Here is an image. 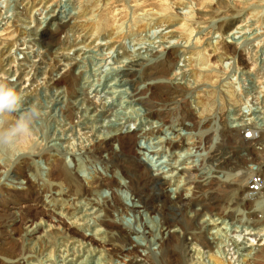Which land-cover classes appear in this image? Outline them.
I'll list each match as a JSON object with an SVG mask.
<instances>
[{
  "label": "rangeland",
  "instance_id": "374dc122",
  "mask_svg": "<svg viewBox=\"0 0 264 264\" xmlns=\"http://www.w3.org/2000/svg\"><path fill=\"white\" fill-rule=\"evenodd\" d=\"M22 1L23 0H0V20L3 21L2 23H0V26H2V28H5V30L0 31V51L4 52L1 59L2 58L4 59L5 57H7V59H12V58L15 59V63L14 65H12L13 68H11V70L9 69V72H11V74L7 73L4 75V77L5 78L7 77L8 79L7 80L0 79V80L2 81L5 80L6 83H11L15 81L17 79V76L22 74L23 72L28 73L25 76V78L28 79V82L26 83L25 87H27L30 82H32L33 85L31 84L29 86V89H27L28 88L27 87L25 89H22L23 91L19 92L20 94H22L21 96L23 103V104L21 103L22 105L21 111H23V108L25 107L26 104V102L24 103V101L27 99L28 103L26 106L27 107L31 106L30 109L35 106V108L39 110L41 117L39 116V119L33 123L32 126L33 131L29 137L28 145L23 147L20 142L19 145L12 151H6L0 149V181L1 182L3 181V183H7V184H12V183L17 184V182L20 181V178H21V182L24 180V176H20V175L18 176L15 173V167H17V165L20 164V162L24 159V157H26L29 160L30 162L29 165H31L30 167L32 168V169L30 168V171L28 170L27 173L32 172L36 175L37 181L39 182L44 181V178L46 179L49 177L48 169H50L49 168L50 166L48 164L49 162L47 161L45 154L46 155L59 154L63 158V163L65 164V166L69 167L68 169L73 172V175L74 173H76L74 171L75 167L78 169L79 171L78 173H80L79 178L82 177L81 174H84L83 175L84 177H82L81 179L87 178V176L90 177V175L94 174V172L97 169H98L97 171L103 170L105 172L104 165L98 160V158L96 157L97 158L96 159L94 158L95 156L92 157L90 154H87L88 148H91L92 145L95 144V142L101 139H106L107 137L112 135V133L113 134L116 133L118 131V128H120V126H124V129L130 127L131 131H136L139 128H144L148 124L147 123L148 118L144 117L146 116L145 111H147L148 106L144 103L142 104L137 101H132V98L129 97V95H127L130 92H133V87H132L133 84H131V82L128 81V77L123 75L122 74L123 72H121L127 60L124 57H128V55H130V57L136 56V58H138L139 56L140 58V56L142 55V58L145 61H149L151 59L153 60L154 57L156 58L159 55L160 51H161L160 54H162L161 47L163 46V44L164 46L172 45V44L181 45L180 46L181 52L179 53L180 58H178L179 61L177 60V66H176L177 69L179 68V70H177L179 72L175 70L173 72L164 73L166 74L165 77L169 78V81L171 80L170 81L171 84L170 83L166 84L165 85L166 87L164 86V88H167L168 89L167 91L169 93L170 92L177 94L180 93L181 95L180 97L185 101H187L188 104L187 113L181 112L183 116H187V117L190 116V111H189L190 108L192 106H197L200 118L203 123L201 129H202V138L204 142L207 140V137H210L211 139V141H209V144H212L213 139L214 140L216 139L215 144L216 142H220L222 139H224V135L222 133L224 128L225 127L232 128L234 125L236 126L237 123L238 124L240 123V119H238V117H240L241 114L245 116L244 112H245L246 93L245 91L240 90L238 83L239 81L242 82V80L240 79L242 75L239 72L240 70L235 72L236 68L234 70L235 66L232 64L233 59L232 60L224 59V61L222 62V58L225 57L226 53H228L227 51L233 50L232 47H226V43L229 44V40L230 41L238 40V42H241V40H244V38L250 40L249 43L248 42L243 44L239 43L240 47H242L243 49L245 48L244 50L245 52L247 53L249 52L250 56L253 55L252 53L259 51L261 52V54H264V0H247V1L231 0L234 3V5L230 7L231 9L230 11L232 13L228 12L227 14L240 16L241 19L243 18L245 19V16L248 18L249 16V19H247L246 21L243 20L246 23L245 29L243 31H247L246 32L247 34L245 33L244 36L241 37L242 39L238 38L241 33H235L234 35L237 36L235 39L233 38L234 35L232 37L230 36L226 37V39H223V37H221V34L227 30L226 24L227 22L230 21L229 19L231 17H229V19L227 18L224 19L223 16H225L226 14L220 12L214 14L213 18H209V19L206 18V20H204L203 22L199 24H195L194 30L190 35L181 34L179 35V37H176L175 39L174 38L164 39L165 33L163 29L165 28V26L159 25L158 18L160 15L158 14L163 11V8L167 2H174L171 8L169 9L170 12L185 13L187 11L188 12L193 11L192 9L196 10L197 9L196 7L203 8V6L205 5L209 6V4L213 6V4L217 0H191V1L184 0L182 5L179 4L177 0H55L54 4H56L57 11L59 12V17L60 14L61 17L62 15L63 17H66V15L68 17L72 13H73L72 15H77L78 13H81L84 8L88 9V14L86 15L87 18L85 17V20L86 21L88 20L87 22L90 24V26L96 25V27H98V24L103 25L102 30L96 28V30L94 31V35L92 36L93 38L97 34L103 32H106V34H108V32H111L113 33V36H118L120 33V35L118 36L120 42L117 43V45H115L114 47L111 46L94 47L93 46L94 44H91L86 47L85 44H83L82 41H80L82 38V34L76 33L74 31L61 32L60 34H57L55 36L56 39L54 38L53 42L45 41L44 38L40 36L39 34L40 32L38 28L39 26H41V23H43L46 17L48 16V9L50 7L45 8L43 6H39V7L36 6L37 8L34 7L35 8L34 9L33 6L29 5L28 8H25L24 4H21ZM249 6L250 8H248ZM243 21L241 23L244 24ZM251 25L252 26L254 25L256 30L254 29V26L251 27ZM258 27L259 30H257ZM157 30L159 33L157 32ZM247 36H249L250 39H248ZM198 37L200 42H198L197 40ZM100 41L103 42V39L101 38ZM80 45L82 46V48L84 46L85 49L81 48L82 49V50L80 49L81 51L80 50L77 51V48H79ZM194 46L195 47L200 46V47L194 50ZM90 49H92V51H90ZM93 49L96 52L93 51ZM123 52H125L126 54H122ZM245 52L243 53V56H246ZM62 54L67 55L69 58H63ZM85 54L89 55V58ZM13 55L15 57H13ZM83 56H87L86 57L87 60H83L82 59ZM92 56H94V58H92ZM151 56L154 57L152 58ZM159 57L162 58V55H159ZM239 57L237 61L241 60ZM117 58L119 59L122 58L121 62ZM7 59L5 60V63L6 61H8ZM68 60L72 62H77V64L76 65L73 64L72 66L69 65L67 66ZM5 63H4L5 68H10V65ZM54 65L57 66L55 68H52ZM21 66L24 68H22ZM223 66H225V68ZM12 69L14 70L16 69L18 71L17 73L18 75L17 74L14 75V70ZM256 70L257 69L253 70V72H255ZM243 71L245 70L243 69ZM260 72L262 74V77H264V68ZM36 76L38 77V79H36L37 78ZM62 78H65L66 80L69 81H64ZM55 79L59 80V84L56 85L52 84V82L55 81ZM138 84L141 85L143 84V82L138 81ZM180 84L186 86L183 87L175 86ZM114 89L116 91H114ZM151 92L152 91H149V93ZM50 93L51 94L53 93L51 95V98H50ZM52 96L55 98L56 97L57 98L60 97V98L57 99L58 101L51 102ZM79 98H81L80 99L81 101L79 100ZM163 98H165V96L156 95L155 98L151 99V104L154 106L153 110H155V112H158L160 111L161 108H164L163 106L164 103L162 102ZM79 102H81V105H79L80 104ZM164 114L165 112L162 115L164 116ZM17 115H19V113H17ZM49 115L50 117L48 118L47 116ZM50 118L53 119L51 120ZM3 119L7 120L5 116L3 117ZM138 144L139 147L140 144L143 147H146L148 146V140H144V138L141 137L138 140L137 145ZM114 146L116 148H119V143L117 141L114 142ZM129 152L131 151L128 150L126 153L128 154ZM131 154L132 152L129 154V156ZM80 163L84 165H81ZM219 175L221 174L219 173ZM121 192L125 195L127 191L126 192L121 191ZM231 192H232L231 188L226 187V189H222L220 200L224 201L223 203L218 204V202L215 201L216 199L210 202V200H206V195L203 194L202 197H200V199H196L195 201H193V203L187 205H190L191 207V205L194 204L193 209L195 207H200V208L202 207L201 209L202 211L204 210V212L209 210L215 211V209L217 210L218 208L221 211H228L229 207L231 206L235 207L236 205L235 203H233V205L231 206L229 205L232 203L230 201ZM107 193L109 194V191H107ZM214 197L216 198L215 193H214ZM42 198L44 199L45 197L42 196ZM48 200L49 199H47V201ZM128 202H131V199L129 197H128ZM257 202L258 204L261 203V205H257ZM76 203L78 205L83 204L79 200H77L75 204ZM169 205L171 206L172 204L169 203ZM262 206L264 208V194H263V198L256 199L254 201L245 200V210L242 207L239 208L242 211H245L243 216L248 217V215L250 214L246 212H249L252 215L254 214V212H259ZM146 211L144 209L142 213L133 212L130 214V216H128V218L131 221L134 219L133 223H130V225H132L135 230V232H132L130 234V239L135 245H137L136 246L137 252L142 256L143 254L151 255L150 253L153 251L155 255L152 252V256L159 257L163 249V245L161 243L153 240L156 238L154 237L153 234L147 235V233L145 234L143 233V230H146L144 228L145 227L144 224H147V226L151 228L155 224L158 225V223L159 225L161 224L163 228H165L166 226H169L171 229L179 228L180 231L174 232L173 235L169 236L168 238L171 241V244L173 243L181 244L182 241L184 242L183 237L185 238L188 237L190 238L191 236L193 237V233L198 232L200 230V227L195 226L196 224L201 226L202 224H205L211 220L206 215L207 212L205 214L203 213L202 215H198L197 217H193V218L170 219V218H165V215L163 213L161 214L158 212L149 213V211L147 213ZM82 212H83L82 209L80 211L71 212L72 217L66 218V222L68 221V224L71 225L73 221L74 222L77 221L78 223L77 227L78 228L80 227L79 230H81V232L86 233L88 231L87 232L88 234L93 233L95 237L98 236L97 238L107 235L105 234L106 232L103 233L106 228H109L107 230L116 231V228L114 227V225L111 224L112 222L110 221H113L114 223L117 217H115V215L113 214V212H111V210L109 212L110 220L107 221L108 226L98 223L97 221L98 218L95 215L96 213L85 216L84 213ZM128 213H125L123 215L121 214L120 219L122 220L123 217ZM15 215H18V212ZM92 215L96 217H93ZM240 216L242 215H239L238 217ZM83 217L85 219L87 217L88 218L87 220H83L84 219ZM49 218L50 217L48 215H45V213L43 214L39 213L37 215L35 220L38 219L37 221H41L42 224H44L40 229L41 233L44 232L46 233V229H48V226L45 225L48 224L49 220L47 221V219ZM55 218L57 217L55 216ZM245 219L247 218L245 217ZM116 220H118V218ZM209 223L210 222H208L207 224ZM29 225L30 223L28 222H26V224L25 222L22 224L23 233L24 231H26V229L30 230L31 228H33L32 226H34L35 224H33L30 227ZM71 226H75V225L72 224ZM260 226L264 227V225H260ZM102 228H104V230ZM153 228L155 229V227ZM213 230H215L213 225H207L205 229L207 235ZM217 230L219 229L217 228L216 231ZM239 230H241V228H239ZM181 232H184L183 236ZM232 233L233 232L229 231L228 234H232ZM38 234L40 233H36L35 235ZM61 235H63V237H59V236L57 237L58 240L56 242V245H54L53 247V250L50 255L51 257L48 255H45V257L43 256V258L38 257L37 260L35 259L36 261L34 260L35 262L33 261V264L35 263L36 264H120V263L123 264L124 258L125 259L129 258V256L114 255L113 257L114 261L109 262L107 261L108 259L106 257L105 259L103 258L105 251L104 252L99 251V249H101L102 246L100 247L97 246V248H95L94 251L93 249H91L94 248L93 247L94 245L93 246L81 245L80 247V244H78L77 241L72 242L73 239H71V237L70 238L68 237L72 235L71 230H65L63 233H61ZM197 236H198L197 239L199 241L204 240V239L202 240V238L199 237V234H197ZM107 237L108 235L104 236L103 238L107 239ZM227 238H228L227 241L229 243H232V241L229 240L232 239V236L229 235ZM135 240H137V242ZM25 241L29 242L26 239ZM185 243H186V239H185ZM199 245H200L199 246L200 250L198 249L194 252L193 249L192 254L197 259L200 258L199 256H203V259L200 260L201 262L202 260H204L206 264H214L213 259H215V255L217 254H218L217 256H220V255H225L228 252V257H230V255L232 254L231 256H236L234 257V259H236L240 252L236 250V248H233L232 250L231 246L223 247L224 243L219 248H215V249L213 248L208 252H204L206 251V249L205 250L203 249V246H201L202 243H199ZM81 249L84 250L82 251ZM6 251H7L6 249L0 248V256H2V258L4 257L6 258V259L4 258L5 261L3 259L4 264H8L7 259L10 258L9 257L10 255L5 254ZM23 252H25V250ZM13 253L14 254L19 253L20 255L21 250H16V252ZM27 253L28 251L26 252V254ZM211 253L215 254L214 258L213 256L208 257L209 254ZM178 254L180 255V262L182 261L183 264H191L190 263L191 261L187 258L186 253L178 252ZM205 256L208 258H206ZM72 258L74 263L70 261V259ZM64 259H66V261H64ZM184 259L186 260L184 261ZM159 261H160L159 264H165V262L162 261L160 257H159ZM237 262L238 261H236L235 264L239 263ZM256 262L258 264H264V259L258 258ZM149 264H157V263L150 262Z\"/></svg>",
  "mask_w": 264,
  "mask_h": 264
},
{
  "label": "bare ground",
  "instance_id": "6f19581e",
  "mask_svg": "<svg viewBox=\"0 0 264 264\" xmlns=\"http://www.w3.org/2000/svg\"><path fill=\"white\" fill-rule=\"evenodd\" d=\"M177 1L181 5L184 2V0H177ZM189 1H191V0H189ZM242 1H247V0H242ZM54 2H55V0H23L21 3V4H24L25 8H28L29 5L33 6V8L36 6H38V7L43 6L45 8L50 7L48 9V16L46 17L45 21L43 23H41V26H39V28H38L39 32H40L39 33L40 36H42L45 41L53 42L54 38L57 34H60L61 32L74 31L76 33L82 34V38L80 41H82V43L85 44L86 47L91 45V44H94L93 45L94 47H98V46L114 47L115 45H117V43L120 42L118 39V36L120 35V33L118 36H113V33H111V32H108V34H106V32H103V33L97 34L94 38L92 37L94 35V31L96 30V28H99L102 30L103 25L98 24V27H96V25L90 26V24L87 22L88 20L87 21L85 20V17L88 14L87 8H84L83 11L81 13H78L77 15H72L73 14L72 13L71 14L72 16L70 15L67 17V15H66V17H63V15H62V17H61V14H60V17H59V12L57 11L56 4H54ZM56 3H57V1H56ZM173 3L174 2H167L163 8V11L158 14V15H160L158 18L159 19V25L165 26V28L163 29V31L165 33L164 39H166V38H174L175 39L176 37H179V35H181V34L190 35V34H192V32L194 30L195 24H199V23L203 22L204 20H206V18H208V19L213 18L214 14H216L218 12L226 14L225 16H223L224 19L225 18L229 19V17H231L229 19L230 21L227 22V24H226L227 30L226 31L224 30L225 32L221 34V37H223V39H226V37H229V36L232 37L235 33H241L240 36L238 37V38H241L247 32V31H243L245 29V26H246V23L243 20L246 21L247 19H249V16H248V18L245 16V19L244 18L241 19L240 16H234L232 14H227L228 12H231L230 7L234 5V3L231 0H217L213 4V6H211L209 4V6L205 5V6H203V8L196 7L197 11L192 9L193 11H191V12L187 11L185 13H182V12L172 13V12H170L169 9L171 8ZM245 6H247V5H245ZM177 7H179V6H177ZM248 8H250V6ZM248 8H247V10H248ZM29 9H31V8H29ZM179 9H182V8H179ZM176 11H178V10H176ZM251 15H252V12H251ZM2 17H4V16H2ZM214 18H216V17H214ZM219 18H221V17H219ZM242 21L244 22V24L241 23ZM2 22L3 21L0 20V23H2ZM253 26L251 25V27H253ZM254 29H255V26H254ZM1 30H5V28H2V26H0V31ZM165 30H167V31H165ZM257 30H259V27L257 28ZM260 31H261V29H260ZM157 32H158V30H157ZM249 36H247L248 39H250ZM236 37L237 36H235V35L233 36L234 39ZM101 38L103 39V42L100 41ZM24 39H25V37H24ZM30 40H32V39H30ZM76 40H78V39H76ZM197 40H198V42H200L199 37L197 38ZM249 41L250 40H247L245 38H244V40H241V42H238V40L237 41H235V40L230 41L229 40V44L226 43V47H232L233 50L230 49L232 51H227L228 53H226L225 57L222 58V62L224 61V59H230V60L233 59L232 64L235 67L233 65L232 66L234 67V70L236 68L235 72L240 70L239 72L241 73L242 76L241 77L239 76V77L242 80V82H245V78H243V75H247L248 77H250L251 75H255L256 79H254V80L252 79L253 84H255L256 86L260 85V86L264 87L262 85V82H260L262 75L260 72H258V69L262 70L263 67L260 68V67L256 66V65H258L257 62H258L259 57L255 58V57H253L254 55L250 56L249 52L248 53L245 52L244 51L245 48L243 49L239 45V43H242V44L247 43V42L249 43ZM259 41H261V40H259ZM148 42H149V40H148ZM14 43H16V42H14ZM76 44H78V43H76ZM169 44H170V42H169ZM80 46H79V48H77V51H79L82 48V46L81 47ZM180 46H181L180 44L179 45L172 44V45H167V46L166 45L164 46V44H163L162 47L160 46L162 48V54H160L161 51L159 53V55H162V58H160L161 56L159 57V55L156 58L154 56H151L152 58L153 57L154 58H153V60L151 59L149 61H145L142 58V55L140 56V58L138 55H137L138 58H136V56H134L135 58L130 57V55H128V57H124L127 60H126V64L124 63L125 65H124V68H122L121 72H123L122 74L127 76L128 81L131 82V84H133V86H132L133 92H130L127 95H129V97L132 98V101H137V102L142 103V104L144 103L148 106L147 111H145L146 116H144L146 118H149L150 114L153 111L155 112V110H153L154 106L151 104V99L155 98L156 95L165 96V98H163V101H162L164 103L163 104L164 108H161L160 111L155 112V113H159V115L163 116L162 114L164 112H168L169 110L171 111L175 107H179L180 113L181 112L187 113V105H188L187 101H185L184 99H182L180 97L181 96L180 93L179 94L171 93V92L169 93L167 91L168 89L164 88V86L166 84H169L171 81V80L169 81V78L165 77L166 74H164V73H169V72H173L175 70L176 71L179 70V68L177 69L176 66H177V60L179 61L178 58H180L179 57V55H180L179 53L181 52ZM202 46H204V45H202ZM186 47H188V46H186ZM199 47L200 46H196V47L194 46V50H196ZM83 48H84V46H83ZM90 51H92V49H90ZM93 51H95V50L93 49ZM153 52H154V50H153ZM244 52L246 53V56H243ZM3 54H4V52L0 51V79H6L7 80L8 78L7 77L5 78L4 75L7 73L11 74V72H9V69L11 70V68H13L12 65H14L15 59H13V58L7 59V57H5L4 59L3 58L1 59ZM122 54H126V53L123 52ZM144 54H145V52H144ZM85 55H87V54H85ZM239 55H240V57H239ZM7 56H9V55H7ZM87 56L89 58V55H87ZM87 56H83L82 59L87 60L86 59ZM13 57H15V56L13 55ZM62 57L63 58H69L67 55H64V54H62ZM238 57L241 60L237 61ZM92 58H94V56H92ZM6 59L8 61H6V63H5ZM117 59H119V58H117ZM121 59H119L120 62H121ZM239 61H240V63H239ZM263 61L264 60L261 59L260 62L262 63ZM4 63L10 65V68H5ZM73 64L76 65L77 62H72V61L68 60L67 66L68 65L72 66ZM82 64H83V62H82ZM23 66H24V64H23ZM56 66L57 65H54L52 68H55ZM223 67L225 68V66H223ZM22 68H24V67H22ZM240 68H243L245 71H243V69H240ZM254 68L257 69V71L253 72V70H255ZM12 70H14V69H12ZM93 70H94V68H93ZM177 72H179V71H177ZM228 72H230V71H228ZM17 73H18V71L15 69L14 75H16ZM27 74L28 73H25V72H23L20 75L17 74L18 75L17 79L13 82L10 81L11 83H8V84L11 85L12 87L16 88L18 90V92L23 91L22 89H25L27 87H28L27 89H29V86L32 84V82H30L29 85L27 87H25L26 83L28 82V79L25 78V76ZM36 79H38V77ZM62 79L64 81H69V80H66L65 78H62ZM3 81L5 82V80H3ZM138 81H140V82L142 81L143 84L139 85ZM239 82H241V81H239ZM52 84H55V85L59 84V80L55 79V81H53ZM112 84H114V83H112ZM173 84H176V83H173ZM175 86L183 87L186 85L180 84V85H175ZM240 86H241V90H245V89H243L242 84H240ZM65 89H66V87H65ZM114 91H116V90L114 89ZM117 91H120V90H117ZM149 91H152V92L149 93ZM260 91L262 92L263 90H260ZM58 92H60V91H58ZM58 92H57V94H58ZM61 92H62V89H61ZM52 94L50 93V98H51ZM248 96H250V93ZM57 97H58V95H57ZM57 97L55 98L52 96L51 102L58 101L57 99H59L60 97L59 98H57ZM62 97H63V95H62ZM259 97H260V95L257 98H256V96H254V97H252L253 98L252 100H254L256 102V104H260V103L264 102V98H263L264 94L262 95L263 99H261V101H259ZM80 99L81 98H79V100ZM79 100H77V101H79ZM25 102H26V104H25L26 108L24 107L23 111H26V110L30 109V107H31L30 105H28L30 107L26 106L28 103L27 99L24 101V103ZM79 103H80L79 105H81V102H79ZM34 104H36V103H34ZM56 108H58V107H56ZM53 110H54V107H53ZM189 111H190V116H193V113L191 112V110H189ZM190 116H188V117H190ZM5 117L7 118V121L11 122V121H14L16 119L17 114L5 115ZM47 117L49 118L50 115ZM52 117H55V116H52ZM185 117H187V116H185ZM244 117L245 116L243 114H241L240 117H238V119H240L239 124L237 123L236 126L232 125L233 126L232 128L231 127H225L224 130L222 131V133L224 135V139H222L220 142L217 143V147L215 148L216 152L214 154L213 162L216 164V167L220 168V169H218L217 174L219 175V173H220L222 175H225V179L223 180L225 183H216L213 186L215 194H216V198L214 197V193H207V195L205 194L208 198L207 200H210V202H212V200L214 201V199H216L215 201L218 202V204H219V203L224 202V201L220 200V195H221L222 189H226V187L231 188L232 192L230 193V197H231L230 201L232 203L229 205L231 206V205H233V203H235L236 204L235 207H232V206L229 207L228 211H221L219 208L217 210L215 209V213L212 215L217 216L218 218L216 220L213 219V220L208 221V222H210L209 224H207L208 222L205 224H202L201 226L196 224L195 226L200 227V230L198 232L193 233V237L192 236L190 238L189 237L188 238L183 237L184 242L182 241L181 244H177V243L171 244V241L168 238L169 236L173 235L174 232L180 231L179 228L178 229L177 228L171 229L169 226H166L165 228H163V226L161 224L159 225V223H158V225H156V224L153 226L151 225L152 226V228H151V227L147 226V224H144V226H145L144 228L146 230H143V233L144 234L147 233V235L153 234L154 237H156V238L155 239L152 238V239L163 245V249L161 251L162 253L160 254L159 257L162 259V261L165 262V264H183L182 261L180 262V255L178 254V252L179 253H181V252L186 253L187 258L191 261L190 262L191 264H206L204 260H202V262H201L200 258L197 259L192 254L193 249H194V252L196 250H198L200 248L199 243H202L201 246H203L204 250L206 249V251L203 250L204 252H208L215 247L219 248L220 246H222V243L227 242V240H226V238H224V236L228 237L229 235L232 236V239H229L232 241V243L227 242L226 244L223 245V247L224 246H231L232 250H233V248H236V250L240 251L238 257L236 259H234V257H236V256H231L232 254L230 255V257H228V252L225 255L217 256L218 254L215 255V254H213L214 253L213 252V253L209 254V256L208 255L207 256L208 257L213 256V258H214V255H215V259L211 258L214 260V264H235L236 261L239 262V263L237 262L238 264H258L256 262V260L258 258L264 259V227L260 226V225H264V208L262 206L261 209L259 208L260 209L259 212H254V214H252V215H251V213L246 212V213L250 214V215L247 214L248 217L245 216L247 219H245V217L243 216L245 211H242L239 208V207H242L245 210V200H246L245 199V184H246V180H247L246 178L248 175V172L245 169V137H242V134H241L242 131L245 130V119H244ZM201 123H202V120H201ZM231 124H233V123H231ZM202 125H203V123H202ZM34 133H36V132H34ZM43 134H45V133H43ZM55 135H57V134H55ZM147 135H148V130H147L146 126L144 128H139L136 131H131L130 127L124 129V126H120V128H118V131L116 133H114V134L112 133V135H110L106 139H101V140L95 142V144L92 145L91 148H88L87 154H90L92 157L95 156L94 158L97 157L98 160L104 165L105 169L104 168L103 169L105 170V172L103 170L97 171L98 170L97 169L94 172V174L90 175V177L86 175L87 178H84V179H81L82 177H84L83 176L84 174H81L82 177L79 178L80 173H78L79 171L76 167L74 170L76 173H74V175H73V172L68 169L69 167L65 166V164L63 163V158L59 154H47V155L45 154V157H46L47 161L49 162L48 164L50 166V167L48 166L50 168V169H48L49 170V172H48L49 177L46 179L44 178V181L39 182L36 180V175L34 173H32V172L27 173L28 170L30 171L31 165H29V163H30L29 160L26 157H24V159L20 162V164L17 165V167H15L16 175L24 176V180L21 182V178H20V181L17 182V184H14V183L7 184V183H3V181L2 182L0 181V248L6 249L7 251L5 254L10 255L9 256L10 258L7 259L8 264H33V261L35 259L37 260L38 257L43 258V256L45 257V255L50 256L51 252L53 250V247H54V245H56V242L58 240L57 237L58 236L63 237V235H65V234L61 235V233H63L65 230H71L72 235L68 236V237L69 238L71 237V239H73L72 242L77 241L78 244H80V247H81V245H92V246L94 245L93 246L94 248H91L94 251L95 248H97V246L98 247L102 246L101 249H99V251H101V252L105 251L103 258L105 259V257H106L108 259V260L107 259L106 260L109 262L114 261L113 260L114 255L115 256L124 255V256H129V258L128 257H127L128 259L124 258L123 264H149L150 262H155V263L159 264V262H160L159 257H157V256L153 257L152 256L153 251L150 253L151 255L143 254V256L137 252V248H136L137 245H135L130 239V234L132 232H135L134 227L130 224L129 225L124 224L121 219L119 220L120 221L119 223L117 221H115L114 223H113V221H110V222H112L111 224L114 225V227L116 228V231L107 230L109 228H106L104 230V228H102L104 230L103 233L106 232L105 234L108 235L107 239L103 238L104 236H107V235H104L102 237L97 238L98 236L95 237V235L93 233L88 234V233L81 232V230H79L80 227L79 228L77 227L78 226L77 221L76 222L73 221L71 223V225L74 224L75 226L69 225L68 221L66 222V218L72 217L71 212L80 211L79 208H82V211H84V209H87V208H84L83 205L77 206L75 204V202L77 200H79L81 202L84 201L83 202L84 205L86 207H89V209H92V211L96 210V211L103 212V214H102L103 217H100V219H99L100 221H98V220L97 221H98V223H101L102 225H105V226H108L107 221L110 220V215H109L110 210H111V212H113L114 215H115V213L118 215H121V214L123 215V214L128 213V212L142 213L145 209V211L148 210L149 213H153V212H155V213L158 212L160 214L163 213L165 215V218H170L166 213V212L172 211L168 208V207H170V205L168 202H165V199H163L159 193V192H162V188H161L162 187V180L159 177L160 174H156V173L152 172L148 168V166L143 162L141 155L140 154H139V156L137 155V152L139 153V150H141L140 148H137L138 140L141 137L146 138ZM47 136H49V135H47ZM55 138H57V137H55ZM63 138H61V139H63ZM116 141L119 143V148H116L114 146V142H116ZM28 143H29V138L21 141V145L23 147L28 145ZM128 150L132 152V154L130 156H129V154L131 152H129L128 154L126 153ZM136 150H137V152H136ZM86 158H87V156H86ZM88 158H89V155H88ZM88 158H87V160H88ZM81 165H84V164H81ZM81 170H83V169H81ZM125 189H127V191L130 193L131 197H133V199H134L131 206H125L123 204V198L118 194V190L122 191ZM101 191H104L103 192L104 194H100ZM107 191H109V194L107 193ZM263 194H264V192H262L261 196H263ZM42 196L45 197L44 198L45 200L42 198ZM47 199H49V200L47 201ZM262 202H263V200H262ZM257 205H261V203L258 204V202H257ZM258 207H260V206H258ZM15 211L18 212V215H15L17 213ZM148 211H146V212L148 213ZM39 213L40 214L45 213V215H48L50 217L49 219H47V221L49 220L48 224L45 225V226H48V229H46V233L40 232V229H41L42 225H44V224H42L41 221H37L38 219L35 220ZM86 214L91 215L92 212H87ZM97 214L98 213H96L95 215H97ZM204 214H205V212H204ZM239 215H242V216L238 217ZM55 216L57 218H55ZM75 217H77V216H75ZM87 218L86 219L84 218L83 220H87ZM170 219H172V218H170ZM81 220H82V218H81ZM52 221H53V223H52ZM24 222H25V224H26V222L30 223L29 227L32 226L33 224H35V225L32 226L33 228H31L30 230L26 229V231H24V233H23L22 224ZM207 225H215L214 229L218 228L219 230H217L215 234L212 231L207 235V232L205 231ZM153 227H155V229ZM239 228H241V230H239ZM201 229H204V230H201ZM154 230H155V233H154ZM218 231H220V233ZM229 231H231L233 233L228 234ZM36 233H40V234L35 235ZM181 233L183 236L184 232H181ZM205 233H206V235H205ZM197 234H199V237H201L202 240L203 239L204 240L199 241L197 239V237H198ZM65 238H66V236H65ZM25 239L28 240L29 242L25 241ZM185 239H186V243H185ZM135 241L137 242V240H135ZM25 242H27V243H25ZM72 245H70V246H72ZM148 245H150V244H148ZM149 249H151V248H149ZM16 250H21V254L20 255H19V253L14 254L13 252H16ZM24 250H25V252H23ZM81 250H79V251H81ZM27 251H28V253L26 254ZM69 253H71V252H69ZM153 254H154V252H153ZM58 255H59V253H58ZM72 255H73V252H72ZM199 257H201V256H199ZM208 257H206V258H208ZM4 258H2V256H0V264H4L3 263ZM5 259H4V261H5ZM185 260L186 259H184V261ZM64 261H66V259H64ZM70 261L73 262V258L70 259Z\"/></svg>",
  "mask_w": 264,
  "mask_h": 264
},
{
  "label": "built area",
  "instance_id": "2783aa9c",
  "mask_svg": "<svg viewBox=\"0 0 264 264\" xmlns=\"http://www.w3.org/2000/svg\"><path fill=\"white\" fill-rule=\"evenodd\" d=\"M252 54L255 58L259 57L258 65L256 66L264 68V61L260 62L261 59L264 60V54H261L260 51ZM260 71L262 70L258 69V72ZM243 78H245V82H239V87L241 90L240 84H242L245 90L241 91L246 93L245 130L241 133L242 137H245V169L248 172L245 184V198L248 201H254L263 198L261 195L264 191V102L256 104L252 97L256 96L257 98L260 95L259 101H261L264 87L253 84L252 81L256 79L255 75L250 77L245 75ZM260 82L264 86V77L261 78ZM260 90L263 91L261 92ZM249 93L250 96H248ZM190 110L193 113V116L190 117L182 116L179 107L165 112L164 116L153 111L147 120L148 135L144 138V140H148V146L143 147L140 144L139 147L138 144L137 148L141 150H139V153L136 150L137 155H141L143 162L148 168L152 172L160 174L162 192L159 193L165 199V202L172 204L168 207L172 211L166 212L172 219H186L202 215L204 213L201 209L202 207L193 209L194 204L191 207L187 204L200 199L203 194L215 193L213 186L216 183H225L223 181L225 176L217 174L220 168L216 167L213 162L218 142L215 144L213 139L212 144H209V141H211L210 137H207L205 142L203 141L202 123L197 106H192ZM122 191L126 192L127 189ZM103 192L101 191L100 194H104ZM118 194L123 198L125 206H131L133 198H131L128 191L126 192L127 195H124L121 190H118ZM128 197L131 202H128ZM76 205L81 206L77 203ZM82 205L87 208L83 211L85 216L90 215L86 214L87 212H92V214L98 212V215H96L98 221H100V217H103V212L92 211L84 203ZM81 209L79 208V210ZM131 213L133 212L123 217L122 221L124 224L133 223L134 219L131 221L128 218ZM205 213L211 220L218 218L212 215L215 211L209 210L205 211ZM93 217L95 216L93 215ZM115 217L118 218L115 221L119 223L121 215L115 213ZM218 232L220 233V231ZM213 233H216V229L213 230ZM224 238L228 239L226 236ZM200 259H203V256Z\"/></svg>",
  "mask_w": 264,
  "mask_h": 264
},
{
  "label": "clouds",
  "instance_id": "9594fccd",
  "mask_svg": "<svg viewBox=\"0 0 264 264\" xmlns=\"http://www.w3.org/2000/svg\"><path fill=\"white\" fill-rule=\"evenodd\" d=\"M22 96L18 90L0 80V149L14 150L22 140L30 137L33 123L39 119L35 107L21 111ZM17 115L14 121L3 119L5 115Z\"/></svg>",
  "mask_w": 264,
  "mask_h": 264
}]
</instances>
